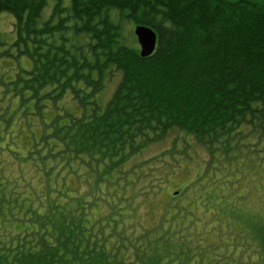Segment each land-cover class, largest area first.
Returning <instances> with one entry per match:
<instances>
[{"label":"trees","instance_id":"trees-1","mask_svg":"<svg viewBox=\"0 0 264 264\" xmlns=\"http://www.w3.org/2000/svg\"><path fill=\"white\" fill-rule=\"evenodd\" d=\"M2 13L13 15L16 37L8 45L0 32V58L27 57L32 66L0 75V146L10 143L2 132L11 113L25 125L35 114L42 134L22 158L35 161L48 183L45 197L32 199L0 174V264H264V225L235 201L219 204L224 196L214 188H199L249 151L264 160V0H0ZM128 24L156 31L152 55L141 57L129 43ZM66 95L81 113L64 111L62 121L55 109ZM15 99L7 115L1 104L8 109ZM46 109L55 115L43 125ZM172 133L169 168L193 146L179 145L180 136L208 154L205 173L176 194L199 192L206 213L219 222L222 213L238 214L251 234L236 239L225 225L221 242L202 245L205 238L184 225L189 214L192 223L201 218L182 204L165 208L157 234H147L157 226L134 239L124 233L128 201L116 191H124L131 162ZM83 167L89 190L56 186L60 172ZM104 205L109 210L96 215Z\"/></svg>","mask_w":264,"mask_h":264},{"label":"rangeland","instance_id":"rangeland-1","mask_svg":"<svg viewBox=\"0 0 264 264\" xmlns=\"http://www.w3.org/2000/svg\"><path fill=\"white\" fill-rule=\"evenodd\" d=\"M52 5L53 2L50 1L48 7L44 11V17L51 15ZM13 23L14 17L12 14H0V32L2 38L8 45H11L16 37L13 31ZM134 30L135 26L131 24L127 25V32L131 31L129 43L137 45V47L140 48ZM31 66L32 61L27 57H2L0 58V75L8 79L17 74L19 70L30 69ZM118 79L119 75L114 78V80L107 83L102 102L108 99ZM1 105L5 107L8 115L18 105V99L13 100L8 109L7 102ZM57 106L59 108L57 107L55 110L64 117L62 121L66 119L64 111L74 115L81 113V107L76 101L70 98L69 95L64 96L63 100L57 103ZM11 114L8 126L9 129H4L2 132L3 136H5L6 140L10 143L8 145L2 143L3 145L1 146H3V148L0 146V174L14 181L16 180L15 184H18V190L22 191L25 196L35 199V195L42 194L44 198L45 187L48 183V175H45L44 171H41L39 166L37 167L36 163H34L35 161L31 159L26 161V159L22 158L28 154L35 138H38L42 134L41 125L38 124V119H36L38 117L33 113L26 115L25 119L28 125H25L24 118L18 119L16 111ZM44 114L46 120L43 122V125L51 122L49 120L53 118L55 111L46 109ZM176 135L177 134L172 133L164 142L145 151L129 165L131 166L129 181H125L127 184L123 189L124 191H116L118 194H122V196L126 197L125 201L122 199V204L128 201L125 203L124 207L129 212V215L126 216L125 219V227L127 230L124 231V233L134 239L142 235L143 231L146 229H152L157 226L154 231L150 230L147 233L153 236V232L157 234V228L161 227V221L166 218L163 216L165 208L168 205L175 206L177 204H182L193 211L198 219L201 218V220H197V218L194 217L195 220L194 223H192L189 214L186 216L187 218L184 221V225H187V227L189 226V229L195 236H202L205 238L201 242L202 245H211L212 243L221 242L219 236L220 229L225 230L226 227V233H237L235 235L236 239L237 235L251 234L252 231L249 228V220L238 214L237 216L235 215L236 218L233 217L232 220L226 213H222V220L219 222L216 220L215 215L206 213L204 206L205 200L199 199L195 201L196 195H198L199 192L194 193L191 189L190 191H186L183 196L176 194V192L183 188L185 190V187L196 180L200 174L205 173V164L208 158V154L202 146L199 144L197 145L190 137L185 136L182 138V136H180L179 140H177L179 145L181 140L188 139L193 146L179 159L178 163L176 162L175 167L169 168L167 166V160L169 159L168 154L171 152L170 145ZM179 135L180 134H178V136ZM10 136L12 137L11 139ZM9 147H11L14 152L9 151ZM247 155L246 157L242 156L239 161L237 160L238 164H236L237 161L234 162L235 165L231 163L232 168L224 170L222 174L212 176V179L206 176L207 178L205 179L208 180L205 181L204 186H199V188L201 190H205V188H214V191L220 194L219 197L224 196L223 202L219 204L228 206L235 201L238 203V207H242L246 212L245 213L240 208V211L246 217L254 219V216H256L258 222L264 225V160L260 163L258 154L251 153L250 151ZM52 162L53 161L50 159V161H48V166H52ZM172 162L175 163V160H172ZM60 165L61 164H58L57 166ZM87 172H89V169L84 167L81 169L72 168L67 175L62 171L57 175L55 184L57 187L68 186L76 189L78 193H83L90 189L89 184L84 181L87 178ZM206 173L208 174V171H206ZM54 174L55 173H52L51 179L49 180L50 182L53 181L55 177ZM61 175H65L64 183L60 178ZM116 176L117 173L115 177ZM213 178H216V180H213ZM118 180H120L122 184L124 183L123 179ZM93 183L94 179H92V183L90 184ZM216 183L220 185L213 187V184ZM103 186L105 187V184H103ZM219 197L217 199H219ZM115 199H117V197H115ZM108 210L109 208L107 205H104L101 210L98 209L95 211L96 215H100ZM197 231L200 232V234H196Z\"/></svg>","mask_w":264,"mask_h":264},{"label":"water","instance_id":"water-1","mask_svg":"<svg viewBox=\"0 0 264 264\" xmlns=\"http://www.w3.org/2000/svg\"><path fill=\"white\" fill-rule=\"evenodd\" d=\"M135 35L140 45L141 57H148L152 55L157 47V33L156 31L145 25H138L135 27Z\"/></svg>","mask_w":264,"mask_h":264}]
</instances>
